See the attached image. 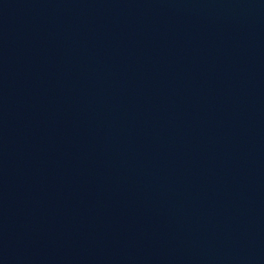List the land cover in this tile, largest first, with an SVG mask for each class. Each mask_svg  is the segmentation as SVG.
Listing matches in <instances>:
<instances>
[{
  "label": "water",
  "instance_id": "obj_1",
  "mask_svg": "<svg viewBox=\"0 0 264 264\" xmlns=\"http://www.w3.org/2000/svg\"><path fill=\"white\" fill-rule=\"evenodd\" d=\"M0 264H264V0H0Z\"/></svg>",
  "mask_w": 264,
  "mask_h": 264
}]
</instances>
